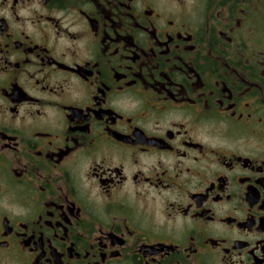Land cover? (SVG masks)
<instances>
[{
  "label": "flooded vegetation",
  "instance_id": "1",
  "mask_svg": "<svg viewBox=\"0 0 264 264\" xmlns=\"http://www.w3.org/2000/svg\"><path fill=\"white\" fill-rule=\"evenodd\" d=\"M0 264H264V0H0Z\"/></svg>",
  "mask_w": 264,
  "mask_h": 264
}]
</instances>
